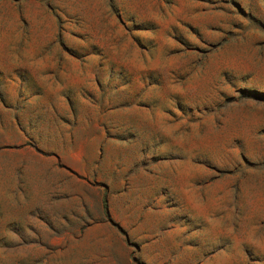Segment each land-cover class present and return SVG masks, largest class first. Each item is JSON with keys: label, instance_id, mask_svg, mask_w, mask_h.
I'll use <instances>...</instances> for the list:
<instances>
[{"label": "rangeland", "instance_id": "1", "mask_svg": "<svg viewBox=\"0 0 264 264\" xmlns=\"http://www.w3.org/2000/svg\"><path fill=\"white\" fill-rule=\"evenodd\" d=\"M0 264H264V0H0Z\"/></svg>", "mask_w": 264, "mask_h": 264}]
</instances>
